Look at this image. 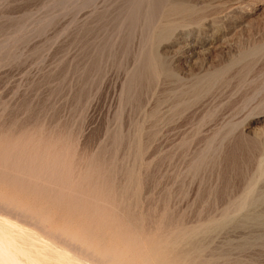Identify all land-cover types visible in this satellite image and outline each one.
Returning <instances> with one entry per match:
<instances>
[{"label": "rangeland", "instance_id": "obj_1", "mask_svg": "<svg viewBox=\"0 0 264 264\" xmlns=\"http://www.w3.org/2000/svg\"><path fill=\"white\" fill-rule=\"evenodd\" d=\"M0 219L5 261L264 264V0H0Z\"/></svg>", "mask_w": 264, "mask_h": 264}, {"label": "bare ground", "instance_id": "obj_2", "mask_svg": "<svg viewBox=\"0 0 264 264\" xmlns=\"http://www.w3.org/2000/svg\"><path fill=\"white\" fill-rule=\"evenodd\" d=\"M154 9H155V8H154ZM159 9H160V8H159ZM156 10H157V9H156ZM147 57H149L148 61H149V64H150V66H151V70H153L154 73H155V71H158L159 68H160V65H159V63H158L159 61L157 62V60H156L157 56H156V58H155V56H153V55H150V56L147 55ZM145 65H146V64H145ZM148 66H149V65H148ZM147 69H148V68H147ZM149 69H150V68H149ZM152 75H153V74H152ZM247 196H248V195H247ZM248 215H249V214H248ZM0 220L3 221L2 219H0ZM4 220H5V219H4ZM1 221H0V222H1ZM2 223H8V222L3 221ZM14 225H15V224H14ZM0 226L2 227V224H1V223H0ZM3 226H4V224H3ZM5 226H6V225H5ZM5 226H4V228H5ZM10 226H11V225L8 224V225L6 226L7 228H5V229H4L3 227H2L3 229L0 227V230H1V232H0V250H1V251L3 250V253H2L1 251H0V252H1L2 256H3V254H5V252H7V254H8V251L10 252L8 246H9L12 242H14V241L16 240V239H14V238H15L14 236H17L18 234H20V232H21L22 230L24 231V229H22L21 227H20V228L22 229V230L20 229L21 231H17V232H16V231H13V230H16L17 227H16V229H13V228H15V227H13V226L10 227ZM24 228H25V227H24ZM18 230H19V229H18ZM23 231H22L21 233H23ZM262 231H263V230H262ZM13 232H14V234H15V232H16L17 235H16V234H15V235L12 234V235H14V236H11V235L9 234V233H13ZM262 233H263V232H262ZM9 235H10L12 238L14 237V238H13V241L11 240L12 238H11V239H10V237L8 238ZM29 235H30V234H29ZM32 235H33V234H32ZM21 237H22V236H21ZM32 237L35 238L34 236H32ZM16 238H17V237H16ZM27 238H28V237H27ZM24 239H25V238H24ZM36 239H37V237H36ZM38 239H39V243H40V238H38ZM29 240L32 241V242L35 241V239H33V240H34V241H33V240H31L30 238H29ZM29 240H26V241H24V242H27V241H29ZM17 242H19V241H17ZM32 242H28V243H29V246H28V247H30V245L32 246V244H33ZM35 242H37V240H36ZM35 242H34V243H35ZM41 242H42V241H41ZM22 243H23V242H22ZM28 243H27V244H28ZM30 243H31V244H30ZM42 243H43V242H42ZM58 243H59V242H58ZM18 244H19V243H18ZM23 244H24V243H23ZM23 244H22V245H23ZM25 244H26V243H25ZM25 244H24V245H25ZM53 244H54V243H53ZM24 245H23V246H24ZM35 245L37 246V244H35ZM61 245H62V243H61ZM16 246H17V245H16ZM26 246H27V245H26ZM39 246H40V245H38V247H39ZM54 246H56V245H54ZM63 246H64V245H63ZM34 247H35V246H34ZM50 247H51V246H50ZM66 247H67V246H66ZM1 248H2V249H1ZM20 248H21V249H24L25 247H24V248L20 247ZM20 248H19V252H20V251H25V250H26V249H24V250H20ZM42 248H43V247H42ZM48 248H49V247H48ZM48 248H47V249H48ZM68 248H69V247H68ZM16 249H17V248H16ZM33 249H34V248H33ZM39 249H40V248H39ZM44 249H45V248H44ZM62 249H63V248H62ZM65 249H66V248H65ZM36 250H38V248H37ZM42 250H43V249H42ZM48 250H49V249H48ZM27 251H29V250H27ZM38 251H39V250H38ZM40 251H41V250H40ZM50 251H51V250H50ZM61 251H62V250H61ZM13 252H14V251H12V253H10V254H12L11 256H9L10 258H9V257L7 258V259H8V261L6 260L7 263H8V264H10V263H13V264H24V262L22 263V261L19 260L20 257H19V258L16 257V255H14ZM66 252H67V250H66ZM14 253L17 254L18 251H17V252H14ZM23 253H26V251L23 252ZM27 253H28V252H27ZM31 253H32V252H31ZM33 253H37V252H33ZM33 253H32V254H33ZM38 253H39V252H38ZM44 253H45V252H44ZM62 253H63V251H62ZM18 255H19V254H18ZM25 255H26V254H25ZM37 255H38V254H37ZM40 255H41V254H40ZM47 255H48V254H47ZM52 255H53V253H52ZM52 255H51V257L54 256V255H53V256H52ZM61 255H62V254H61ZM65 255H67V254H65ZM41 256H42V255H41ZM41 256H40V257H41ZM43 256H44V255H43ZM43 256H42V258H44ZM55 256H56V255H55ZM55 256H54V257H55ZM6 257H7V256H6ZM6 257H5V258H6ZM28 257H29V256H28ZM36 257H37V256H36ZM36 257H35V259L33 258V260H32L30 263L33 262L32 264H34V263H35V264H37V263H38V264H41L40 262H42V263L44 262V263H45L46 260L48 261V259H46V258H44L45 261H44V259L41 258V259H42V261H41V260L39 259V257H38V258H36ZM48 257H49V256H48ZM51 257H49V258H50V259H56V260H57V257H58V256H56V258H51ZM61 257H64V255L61 256ZM0 258H1V257H0ZM58 258H59V257H58ZM69 258H70V257H69ZM71 258H72V257H71ZM105 258H106V256H105ZM109 258H110V257H109ZM31 259H32V258H31ZM31 259L28 258L27 261H28V260H31ZM74 259H75V258H74ZM3 260H4V259H2V260L0 259V261H3ZM56 260H53V262H55ZM61 260H62V259H61ZM65 260H66V259H65ZM87 260H88V259H87ZM98 260H99V259H98ZM6 261L4 260L3 262H4L5 264H7ZM24 261H25V260H24ZM27 261H26V262H27ZM39 261H40V262H39ZM69 261H70V260H69ZM84 261H85V260H84ZM101 261H102V260H101ZM105 261H106V260H105ZM3 262H2V263H3ZM28 262H29V261H28ZM28 262H27V263H28ZM48 262H50V260H49ZM71 262H72V261H71ZM91 262H92V261H91ZM44 263H43V264H44ZM50 263H51V262H50ZM50 263H49V264H50ZM61 263H62V262H61ZM66 263H67V262H66ZM66 263H65V264H66ZM46 264H47V263H46ZM56 264H57V263H56ZM59 264H60V263H59ZM74 264H75V263H74ZM80 264H81V263H80ZM82 264H83V263H82ZM84 264H85V263H84Z\"/></svg>", "mask_w": 264, "mask_h": 264}]
</instances>
